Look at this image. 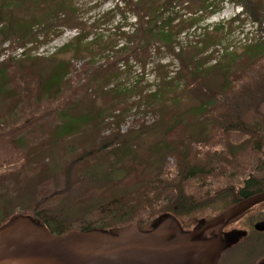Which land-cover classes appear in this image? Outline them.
Listing matches in <instances>:
<instances>
[{
  "label": "rangeland",
  "instance_id": "rangeland-1",
  "mask_svg": "<svg viewBox=\"0 0 264 264\" xmlns=\"http://www.w3.org/2000/svg\"><path fill=\"white\" fill-rule=\"evenodd\" d=\"M117 1L0 0V225L16 212L41 209L60 215L71 229L83 227L112 199L132 195L138 175L161 171L173 178L182 155L200 172L183 184L191 201L177 218L185 229L230 205L247 177L264 186V22L259 29L252 18L264 17V0H212L220 10L180 36L181 57L199 67L194 80L181 79V64L163 50L147 58L144 70L128 61L112 80L93 77L86 91H69L56 102L48 79L59 57L77 69L87 56L100 59L101 42L90 38L98 28L108 36L104 15ZM181 1L190 8L203 3ZM179 8L177 15L190 17L183 4ZM119 20L117 15L113 23ZM82 27L87 38L79 51L58 53ZM140 72L141 84L130 97L156 89L159 96L144 97L139 105L125 99L111 111L104 89L126 87ZM206 102L213 108L204 112ZM228 104L245 131L220 124L231 117ZM67 118L81 123L59 138ZM128 170L131 176L123 180Z\"/></svg>",
  "mask_w": 264,
  "mask_h": 264
},
{
  "label": "trees",
  "instance_id": "trees-1",
  "mask_svg": "<svg viewBox=\"0 0 264 264\" xmlns=\"http://www.w3.org/2000/svg\"><path fill=\"white\" fill-rule=\"evenodd\" d=\"M180 4H183L184 10L186 11L185 14H189V18L185 19L177 15ZM242 5V12L245 13L247 5ZM190 7L189 2L181 0L117 1L110 12L104 15V17L106 16L107 18H104L103 22L105 25L103 26L104 28L106 25L110 26L111 29L108 32V36H105L102 33V29L98 28L96 31H93L94 36L90 38L91 41H94L93 43L101 42V53L99 57H97L100 59L95 60L93 58L94 56H87V63H84L81 69H77L74 65V61H65L61 58L62 56L59 57L60 61L48 79V84L55 90L54 97H56V102L62 101V96L68 97L70 95L69 91L75 92L77 89L79 90V88L86 91L87 85L91 82L93 77H95L94 80L106 78L112 80L116 73L121 71L119 67L125 66V69H128L126 66L128 65V61L133 62L135 66H139V69L144 70L149 62H151L147 60V58L163 50L169 52L181 64V71L179 73L181 79L185 77V80H194L195 77L198 76L199 67L195 66L192 62L188 63L181 57L182 47L185 43L182 42L184 43L182 44L179 38L192 28L195 23L204 21L206 17L218 12L220 7L213 6L212 0H203V3L196 8ZM127 14H130L133 18V21L130 23L127 21ZM203 14L205 15L203 16ZM117 15H119L120 20L114 24L113 22ZM252 18L258 23V28L260 29L261 24L264 22V17H262L261 20H258L257 16H252ZM56 19L57 17L54 22ZM79 23L85 24L81 21H79ZM95 23L94 26H91L92 29L100 26L98 25V21ZM42 25L44 29L47 26L45 24ZM126 27L130 29H126ZM205 27L204 29L208 28L207 26ZM213 29L217 30V28L211 27V30ZM83 32V27L82 32L74 31L73 36L57 49L58 53L68 52L73 47L76 51H79L81 41L87 38V36L83 35ZM56 34L60 35L61 31H57ZM260 42L261 41H256L254 46L258 48ZM83 47L90 49L89 46ZM160 64L161 63H157L156 66H161ZM156 66L154 70H156ZM182 71L185 73L184 76L181 75ZM96 72L101 74V78L95 76L94 73ZM128 75L130 76V74ZM141 76V72L134 75V82L126 87L122 86L121 88L113 87L111 89H104L102 92L104 101L109 105L114 104L111 111L121 109V107L127 103L124 101L125 99L129 100L132 98L133 104L139 105L142 101L141 99L144 97L155 100V98L159 96L158 89H156V91L150 93L151 95L140 93L136 97H130L131 93L140 86L141 81L138 80ZM177 76L178 73H176V77ZM82 79H84L83 82ZM65 93L67 95H65ZM231 106V104H228V110H226L231 117L224 119L226 116L225 114L218 116L220 120L224 119V121L221 120L220 124L229 128L233 127L239 131L244 129L245 131L246 128L243 126L239 113H236ZM211 108H213V105H210V102H206L201 106V109H205L204 112H207V110ZM216 108H219V106ZM66 109V107L63 108V112L66 111ZM80 123L81 122L76 119L67 118L66 121L58 127V137L70 135L77 129ZM255 135H258V133H255ZM180 158L182 159H179L177 163V171L173 178H170L168 174L161 171H159V173H151L148 176L143 173L138 175L135 183L140 185L135 188L132 195L112 199L98 210V219L95 222L89 223L83 227L71 229L66 226L60 215H53L50 214L48 210L45 212L41 209L25 210L21 213L16 212L3 224L15 216L22 215L29 217L34 222L45 225L54 235H64L73 231L86 230L108 231L111 228L122 227L130 223H135L141 230L146 231L151 228L152 222L158 216L170 213L177 219L180 227H182L177 216L189 210V202L191 201V199L183 193V184L186 180L194 178L200 172L196 167L189 166L187 158L184 155ZM131 173L132 172L129 170L128 172L125 171L122 179H129ZM253 181L256 180L250 177L243 180L242 186L234 192L233 202H237L240 198L247 197L246 192L253 186ZM228 190L231 191L232 189Z\"/></svg>",
  "mask_w": 264,
  "mask_h": 264
},
{
  "label": "water",
  "instance_id": "water-1",
  "mask_svg": "<svg viewBox=\"0 0 264 264\" xmlns=\"http://www.w3.org/2000/svg\"><path fill=\"white\" fill-rule=\"evenodd\" d=\"M262 201L264 192L242 199L201 228L185 233L168 214L155 219L146 231L130 223L108 231L64 235H54L45 225L18 215L0 226V264H215L220 242L191 238ZM258 225L264 228V221ZM258 264H264V259Z\"/></svg>",
  "mask_w": 264,
  "mask_h": 264
},
{
  "label": "flooded vegetation",
  "instance_id": "flooded-vegetation-1",
  "mask_svg": "<svg viewBox=\"0 0 264 264\" xmlns=\"http://www.w3.org/2000/svg\"><path fill=\"white\" fill-rule=\"evenodd\" d=\"M261 192H264V186L253 181V186L246 194L249 197ZM245 198H240L237 202ZM233 200L229 202L230 205H227L214 217L207 220H200L189 229L181 227V231L185 233L193 229L201 228L205 222L215 218L237 203L233 202ZM165 214L171 215L170 213ZM262 221H264V201L251 206L239 216L223 225L220 222L214 227L203 230L193 236L191 240H218L221 244V249L215 264H258L264 259V228L258 225Z\"/></svg>",
  "mask_w": 264,
  "mask_h": 264
}]
</instances>
